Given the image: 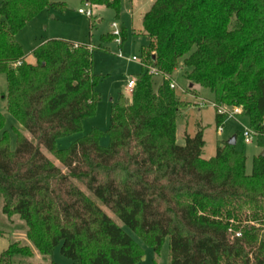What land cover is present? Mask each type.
Segmentation results:
<instances>
[{
  "label": "trees",
  "instance_id": "16d2710c",
  "mask_svg": "<svg viewBox=\"0 0 264 264\" xmlns=\"http://www.w3.org/2000/svg\"><path fill=\"white\" fill-rule=\"evenodd\" d=\"M90 1L119 17L120 0ZM48 7L56 5L0 0L2 96L19 123L11 148L0 109V206L25 221L31 243L9 242L0 264L34 249L49 256L58 244L77 264H137L143 247L106 209L157 253L169 239L170 264H264V154L246 172L245 154L227 140L203 156L202 128L178 143L177 118L188 101L169 83L184 65L189 87L201 84L214 102L241 106L264 138V0H155L142 17L148 43L141 53L168 78L155 85L159 74L141 65L133 92L123 89L112 102L107 129L92 127L61 147L57 140L95 112L101 75L92 70L90 42L46 38L32 49L35 61L26 59L15 34ZM222 119L216 111L218 125Z\"/></svg>",
  "mask_w": 264,
  "mask_h": 264
},
{
  "label": "rangeland",
  "instance_id": "374dc122",
  "mask_svg": "<svg viewBox=\"0 0 264 264\" xmlns=\"http://www.w3.org/2000/svg\"><path fill=\"white\" fill-rule=\"evenodd\" d=\"M85 0H50L56 7L43 8L33 19L27 21L25 27L15 34L26 54V59L35 61L32 49L40 44L44 38L62 37L69 40L91 43L93 50L92 70L101 75L97 85L99 99L97 100L95 112L82 123V129L75 134L61 136L57 140V146H67L78 136L89 133L92 127L106 130L110 125V110L112 102L118 93L125 87V81L129 76L136 77L142 71L139 60H132L133 55L142 58L141 46L147 44L148 38L142 30L141 15L150 9L155 0H120V17L117 18L112 8L101 5L92 6L93 16L91 18L78 12L83 7ZM124 25L128 28L126 39L118 44L112 35V23ZM110 32V33H109ZM105 36L104 39L101 37ZM122 52L123 55L118 53ZM171 74L177 86L174 87L177 95L188 104L179 112L177 118V142L184 143L185 133L188 131L194 135L199 129H203L205 146L203 156L210 157L215 154L217 145L223 140L236 137V147L243 151L246 156V172L253 169V157L262 154L264 151V138L253 135L248 143L243 140L244 127H249V117L246 114H238L236 117H225L222 129L218 128L216 120V109L212 105L215 100L213 92L201 84L189 87V80L185 75L184 65L179 64ZM154 84L161 80L160 75L153 78ZM5 73L0 72V109L5 114V128L11 135L10 146L15 147L16 134L11 130L12 125H19L17 120L7 110L5 98L2 96L6 88ZM205 100L204 103L200 101ZM24 133L32 138L26 130ZM108 134L100 138V143L107 145ZM43 152L49 156L55 164L67 170L54 155L46 148L41 147ZM84 188V186H82ZM1 205V203H0ZM106 209V207H104ZM107 213L114 217L131 236L143 247V257L137 264H170L169 239L166 238L158 253L146 243L126 224L123 225L118 217L106 209ZM25 221L17 214L7 216L0 206V254L9 242L19 239L22 242L30 243L25 236ZM31 244V243H30ZM61 244L56 245L49 256L44 257L37 249H34L32 256L21 254L12 257L14 264H35L39 261L53 260L56 264H77L70 257L63 256L60 252Z\"/></svg>",
  "mask_w": 264,
  "mask_h": 264
},
{
  "label": "built area",
  "instance_id": "2783aa9c",
  "mask_svg": "<svg viewBox=\"0 0 264 264\" xmlns=\"http://www.w3.org/2000/svg\"><path fill=\"white\" fill-rule=\"evenodd\" d=\"M92 6L93 4L91 3L90 0H85L84 3H83V7H80L78 12L85 15L86 17L88 18H91L94 14L93 12V9H92ZM112 35H113V38L115 39V41L120 44L122 42V38H121V27L119 24H117L116 22H113L112 23ZM78 43L76 42L75 45H77ZM89 47H92V44L90 43L89 44ZM120 56L123 55L122 52H119L118 53ZM132 60L136 61V60H139L141 65H144L145 68L148 69V72L149 73H153V74H159V75H164L166 78H168L169 75L167 74H163L158 68H156L155 65L153 64H147V63H144L143 61V58L137 56V55H133L132 57ZM170 77V85L172 87H176L177 86V83H175L174 79ZM135 77H132V76H129L127 78V80L125 81V91L127 93H132L134 88H135ZM205 100L203 101H200V103H204ZM212 105L214 106V108L216 109V111L220 114L223 115V119H222V122L218 125V128L221 130L222 129V124H223V121L225 119V117H236V115L238 114H241L242 113V107L239 106V105H231V106H227L225 104H219V103H216V102H212ZM245 129L243 130V140L245 143H248V141L251 140V138L253 137V135H256V130L253 128V127H244Z\"/></svg>",
  "mask_w": 264,
  "mask_h": 264
},
{
  "label": "crops",
  "instance_id": "0c3cea01",
  "mask_svg": "<svg viewBox=\"0 0 264 264\" xmlns=\"http://www.w3.org/2000/svg\"><path fill=\"white\" fill-rule=\"evenodd\" d=\"M151 5H152V4H151ZM151 5H150V6H151ZM149 10H150V9H148V10H146V11H144V12L142 13V15H141V23H142V17H143V15H144L147 11H149ZM119 17H120V15H119ZM119 17H117V18H119ZM142 26H143V23H142ZM121 29H124V30L126 31V36H127L128 28H127L126 26H124V25H121ZM142 30H143V32H144V28H143V27H142ZM109 33H110V32H109ZM144 34H145V32H144ZM145 35H146V34H145ZM126 36H125V39H126ZM147 38H148V37H147ZM44 39H46V38H44ZM44 39H43V40H44ZM125 39H124V40H125ZM41 42H43V41H41ZM41 42H40V43H41ZM122 42H123V40H122ZM122 42H121V43H122ZM121 43H120V44H121ZM147 43H148V42H147ZM144 45H146V44H143V45L141 46V48H142ZM158 83H159V82H158ZM18 124H19V123H18ZM177 131H178V130H177ZM187 132H188V131H187ZM188 133H189V132H188ZM235 141H236V137H235Z\"/></svg>",
  "mask_w": 264,
  "mask_h": 264
},
{
  "label": "water",
  "instance_id": "95a60500",
  "mask_svg": "<svg viewBox=\"0 0 264 264\" xmlns=\"http://www.w3.org/2000/svg\"><path fill=\"white\" fill-rule=\"evenodd\" d=\"M230 144L235 142V137H232L231 139L228 140ZM264 154V151L262 152V155Z\"/></svg>",
  "mask_w": 264,
  "mask_h": 264
}]
</instances>
